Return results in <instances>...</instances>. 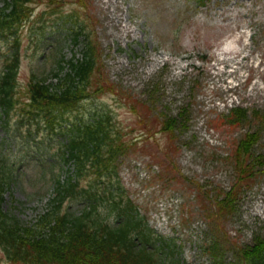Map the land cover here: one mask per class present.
Returning a JSON list of instances; mask_svg holds the SVG:
<instances>
[{
    "label": "rangeland",
    "instance_id": "rangeland-1",
    "mask_svg": "<svg viewBox=\"0 0 264 264\" xmlns=\"http://www.w3.org/2000/svg\"><path fill=\"white\" fill-rule=\"evenodd\" d=\"M30 5L17 31L0 35V63L17 37L20 85L34 73L49 78L81 55L83 37L75 43L71 30L85 24L99 46L104 76L97 95L79 103L80 115L109 108L123 140L130 142L115 178L149 225L175 241L179 264H243L241 248L264 233V164L257 166L263 171L239 181L232 154L245 132L257 129L252 155H264V0ZM234 105L258 110L261 119L251 112L233 126L226 124L222 115ZM169 117L178 121L166 130ZM13 133L4 163L14 162L18 173L5 192L4 207L32 223L56 195L55 174L73 175L74 162L59 164L53 155L57 139L49 145L45 138L41 147L40 137L34 141L24 125ZM5 134L0 127V140ZM90 177L83 176L81 184H89ZM232 185L240 186V193L232 206L220 209L217 201ZM68 202L66 196L63 206ZM71 207L79 209L75 203ZM0 264H11L1 249Z\"/></svg>",
    "mask_w": 264,
    "mask_h": 264
},
{
    "label": "trees",
    "instance_id": "trees-1",
    "mask_svg": "<svg viewBox=\"0 0 264 264\" xmlns=\"http://www.w3.org/2000/svg\"><path fill=\"white\" fill-rule=\"evenodd\" d=\"M38 1L42 0H3L0 35L16 32L29 14L30 3ZM207 1L196 0L199 5ZM84 25L78 24L71 30L75 43L83 37L81 55L70 58L67 68L59 65L49 78L34 73L23 87L20 85L17 37L15 46L0 63V127L6 130L0 140V249L11 264H179L174 255L175 241L149 225L147 216L140 213L115 178L118 160L130 142L123 140L112 111L102 106L89 117L80 115L79 103L97 95L103 88L100 80L104 76L99 46L91 29L86 30ZM22 95L26 97L21 98ZM251 112L261 119L258 110L234 105L222 115V120L233 126ZM16 116L18 123H13ZM177 121L178 118L169 117L163 128L171 130ZM23 125L34 141L40 137L37 144L47 138L51 145L57 139L58 151L52 154L58 157L59 164L71 159L74 162L73 175L61 179L55 174L56 195L32 223H24L4 207L5 192L18 173L14 162L4 161L13 143V131H19ZM258 137L259 130L247 131L235 144L232 157L239 181L263 171L257 166L264 164V155H252ZM5 143L7 149L3 150ZM44 150L47 152L48 148ZM87 174L92 175L91 180L82 185L81 178ZM237 187L232 185L217 201L220 209L232 206L240 193V186ZM66 196L69 202L63 206ZM72 203L79 209H73ZM241 255L243 264H264V233L255 235L252 243L243 246Z\"/></svg>",
    "mask_w": 264,
    "mask_h": 264
}]
</instances>
